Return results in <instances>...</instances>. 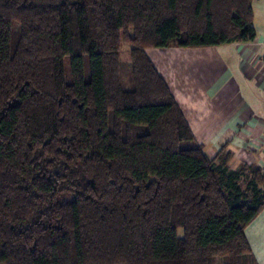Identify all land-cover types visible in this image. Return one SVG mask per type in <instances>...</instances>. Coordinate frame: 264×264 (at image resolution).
Returning a JSON list of instances; mask_svg holds the SVG:
<instances>
[{
  "label": "trees",
  "instance_id": "1",
  "mask_svg": "<svg viewBox=\"0 0 264 264\" xmlns=\"http://www.w3.org/2000/svg\"><path fill=\"white\" fill-rule=\"evenodd\" d=\"M252 16V0H0V264H258L264 171L195 144L145 52L252 41Z\"/></svg>",
  "mask_w": 264,
  "mask_h": 264
},
{
  "label": "crops",
  "instance_id": "2",
  "mask_svg": "<svg viewBox=\"0 0 264 264\" xmlns=\"http://www.w3.org/2000/svg\"><path fill=\"white\" fill-rule=\"evenodd\" d=\"M252 15V41L145 49L194 143L209 157L224 148L229 170L252 165L264 171V0H252ZM245 234L257 263L264 264V209Z\"/></svg>",
  "mask_w": 264,
  "mask_h": 264
},
{
  "label": "rangeland",
  "instance_id": "3",
  "mask_svg": "<svg viewBox=\"0 0 264 264\" xmlns=\"http://www.w3.org/2000/svg\"><path fill=\"white\" fill-rule=\"evenodd\" d=\"M129 32L132 34V30ZM130 48L131 45L122 41L120 48L121 82L125 87L130 86ZM181 231L179 229L178 233L181 234ZM219 264H222V262H219Z\"/></svg>",
  "mask_w": 264,
  "mask_h": 264
}]
</instances>
